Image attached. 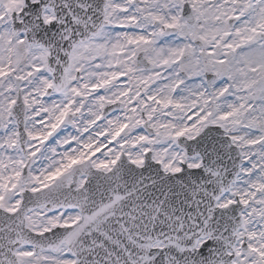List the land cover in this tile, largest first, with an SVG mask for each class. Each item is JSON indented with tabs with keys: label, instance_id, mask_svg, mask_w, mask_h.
<instances>
[{
	"label": "snow or ice",
	"instance_id": "snow-or-ice-1",
	"mask_svg": "<svg viewBox=\"0 0 264 264\" xmlns=\"http://www.w3.org/2000/svg\"><path fill=\"white\" fill-rule=\"evenodd\" d=\"M0 264H264V0H0Z\"/></svg>",
	"mask_w": 264,
	"mask_h": 264
}]
</instances>
